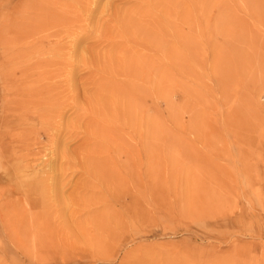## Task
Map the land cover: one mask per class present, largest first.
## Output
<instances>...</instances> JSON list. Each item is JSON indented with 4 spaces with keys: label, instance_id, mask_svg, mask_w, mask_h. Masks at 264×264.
<instances>
[{
    "label": "rangeland",
    "instance_id": "obj_1",
    "mask_svg": "<svg viewBox=\"0 0 264 264\" xmlns=\"http://www.w3.org/2000/svg\"><path fill=\"white\" fill-rule=\"evenodd\" d=\"M0 264H264V0H0Z\"/></svg>",
    "mask_w": 264,
    "mask_h": 264
},
{
    "label": "bare ground",
    "instance_id": "obj_2",
    "mask_svg": "<svg viewBox=\"0 0 264 264\" xmlns=\"http://www.w3.org/2000/svg\"><path fill=\"white\" fill-rule=\"evenodd\" d=\"M203 5V4H202ZM155 45V44H154ZM143 81V80H142ZM137 87V86H136ZM12 88V87H11ZM132 91V90H131ZM143 92V91H142ZM127 96V95H126ZM123 99V98H122ZM55 107V106H54ZM36 110V109H35ZM65 114H66V112H65ZM127 114H128V112H127V109L126 108H123V110H122V120H123V123H124V125H126V123H128L127 122V119H128V116H127ZM81 119V118H80ZM92 119V118H91ZM89 120V119H88ZM65 121V120H64ZM64 121H61V122H64ZM91 121V120H90ZM75 122V121H74ZM88 122V121H87ZM72 123V122H71ZM81 123V122H80ZM90 123V122H89ZM55 124V123H54ZM63 124V123H62ZM68 124V123H67ZM88 124V123H87ZM57 125V124H56ZM59 125V124H58ZM66 125H64V127H65ZM90 126V125H89ZM58 129H59V127H58ZM60 130V129H59ZM64 130H66V127H65V129ZM110 130V129H109ZM60 135V134H59ZM71 135V134H70ZM77 135H79V134H77ZM136 135V134H135ZM62 136V135H61ZM65 136V135H64ZM75 136V135H74ZM73 136V137H74ZM50 137H52V136H50ZM60 137V136H59ZM54 138V137H53ZM63 138V137H62ZM60 139V138H59ZM66 139V138H65ZM102 139V138H101ZM53 140V139H52ZM96 140V139H95ZM60 141V140H59ZM88 141V140H87ZM107 141V140H106ZM151 141V140H150ZM62 142V141H61ZM122 142V141H121ZM64 143V142H63ZM122 143H124V142H122ZM117 144V143H116ZM40 145V144H39ZM47 145V144H46ZM63 145V144H62ZM142 145H143V143H142ZM151 145V144H150ZM51 146H53V145H51ZM93 147V146H92ZM82 149V148H81ZM130 151V150H129ZM81 152V151H80ZM87 153V152H86ZM91 153H93V152H91ZM101 153V152H100ZM82 155H83V152H82ZM81 156V155H80ZM91 157V156H90ZM134 157V156H133ZM69 158V157H68ZM80 158V157H79ZM32 159V158H31ZM31 159H29V160H31ZM62 159V158H61ZM76 159V158H75ZM36 160V159H35ZM118 160V159H117ZM37 161V160H36ZM75 161V160H74ZM73 161V162H74ZM89 161V160H88ZM102 161V160H101ZM98 162V161H97ZM149 162V161H148ZM59 163H60V160H59ZM67 164V163H66ZM65 164V165H66ZM84 164V163H83ZM60 165H61V163H60ZM86 165V164H85ZM84 165V166H85ZM74 166V165H73ZM61 167V166H60ZM108 167V166H107ZM107 167H106V169H107ZM123 167V166H122ZM128 167V166H127ZM80 168V167H79ZM131 168V167H130ZM59 169V168H58ZM90 169V168H89ZM94 169H96V168H93V170ZM121 170H122V168H121ZM128 170H129V168H128ZM131 170V169H130ZM92 171V170H91ZM90 171V172H91ZM123 171V170H122ZM126 171V170H125ZM70 173V172H69ZM102 174V173H101ZM54 175V174H53ZM111 175V174H110ZM131 176V175H130ZM143 177V176H142ZM58 178H59V176H58ZM106 178V177H105ZM117 178V177H116ZM126 178H127V176H126ZM59 180V179H58ZM67 180V179H66ZM114 180V179H113ZM112 181V180H111ZM118 182V181H117ZM121 184H122V182H121ZM130 185V184H129ZM144 186V185H143ZM62 189V188H61ZM113 189V188H112ZM111 189V190H112ZM121 190V189H120ZM120 190H118V191H120ZM114 191V190H113ZM19 192V191H18ZM120 194V193H119ZM64 198V197H63ZM116 200V199H115ZM67 200H65V202H66ZM23 202V201H22ZM68 203V202H67ZM66 206V205H65ZM100 213V212H99ZM109 214V213H108ZM111 218V217H110ZM106 221H108V220H106ZM110 224V223H109ZM4 225V224H3ZM111 225V224H110ZM103 231V230H102ZM91 243V242H90Z\"/></svg>",
    "mask_w": 264,
    "mask_h": 264
}]
</instances>
